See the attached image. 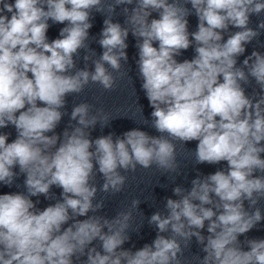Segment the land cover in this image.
Masks as SVG:
<instances>
[{
    "label": "clouds",
    "instance_id": "obj_1",
    "mask_svg": "<svg viewBox=\"0 0 264 264\" xmlns=\"http://www.w3.org/2000/svg\"><path fill=\"white\" fill-rule=\"evenodd\" d=\"M187 4L198 18L192 33ZM121 5L125 26L112 19ZM93 10L108 13L98 59L86 43ZM262 11L264 0H0V128L12 125L17 132L10 143L9 134H0V183L11 187L18 166L27 190L0 195V264H74L73 257L84 256L81 264H185L193 237L205 253L195 257L197 264H264V240H245V251L238 239L262 220L255 206L264 198V175L254 173H264V54L254 50L237 67L245 45L260 35L248 27L249 17ZM153 12L158 19H149ZM49 20L67 22L51 42ZM229 26L240 30L224 40ZM130 32L137 38L141 87L153 109L151 127L161 135L132 129L115 139L110 133L92 140L89 130L110 119L102 108L93 114V105L82 102L70 114L76 124L61 138L54 130L67 114L61 111L66 96L82 93L90 83L111 91L118 79L113 73L126 74L122 61H128ZM193 42L194 58L178 62L175 57ZM80 49L86 51L83 69L74 60ZM250 78L261 90L253 97L242 87ZM193 140L197 164L226 161L228 170L197 176L190 190L173 188L178 199L166 198V214L157 211L148 220L157 229L151 244L134 252L123 248L139 199L112 219L88 215L104 207L103 200L93 203L96 171L104 179L99 191L113 194L124 189L122 172H135L138 165L178 175L175 142ZM54 185L62 199L38 209L31 197L55 199ZM246 200L255 209L251 213ZM206 222L207 236L201 232ZM97 240L102 251L90 246Z\"/></svg>",
    "mask_w": 264,
    "mask_h": 264
}]
</instances>
